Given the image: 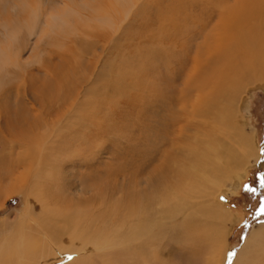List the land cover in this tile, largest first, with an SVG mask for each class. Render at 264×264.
Instances as JSON below:
<instances>
[{
  "label": "bare ground",
  "instance_id": "bare-ground-1",
  "mask_svg": "<svg viewBox=\"0 0 264 264\" xmlns=\"http://www.w3.org/2000/svg\"><path fill=\"white\" fill-rule=\"evenodd\" d=\"M117 1L124 7L133 5L134 10L131 11L128 21L130 26L137 23V19L153 26V20L162 17L160 12L163 4H166L163 9H167L166 14L178 13L184 23L195 21L198 24V27L195 25L196 28H193L194 31H190L192 35L196 30L197 34L199 33L197 37L195 33L192 40L189 36L190 28L186 27L188 29L184 31L183 36L187 41L183 55L185 62L172 59L174 64L167 63V59L164 60L159 50L151 48V53L158 59V63L169 64L167 72L171 78L170 70L174 69L171 67H176L178 63L179 78L182 79L179 89L173 86L176 83L173 84L172 81L167 88L170 102L166 101L161 107L166 111L167 119L163 118V122L160 116H157L160 121L154 123L157 125L154 126L153 133L158 148L152 155H155L154 161L165 157L164 160L176 169L179 176L171 178L176 183L181 179L180 188L177 190L175 184L170 188L161 189L160 184L163 181L157 176L152 198L143 197L142 194L141 198L122 199L119 207V211L122 207L121 215L116 216L119 219L114 217L112 209L103 210L101 205L97 206L101 198L85 197L88 193L84 192L86 189L83 187L80 188L77 198H66V193L61 192L63 190L59 189L54 177L56 170L64 163L61 164L54 158L57 151H51H61L65 147L63 138L75 137V121L78 120L73 115V110L70 112L73 116H69L71 120L68 123L65 121L68 116H65L63 121H58L53 128L47 125V121L41 122L42 119L36 114H32L30 118L31 112H25L26 106L24 107L23 102H16L14 113L8 110L7 107H11L9 103V106L3 105L0 107V143L6 141L3 145L7 147L6 139L11 137L12 148L18 145L23 151L9 153L7 156L0 154V209L5 207L10 196L22 194L23 186L28 187L29 194H25L23 209L18 212L16 218L5 219L0 224V264H125V258L133 255L144 258L142 263L136 264H145V261H152L147 264H161L158 262L159 255H162V264H186L187 261L190 264H199L200 260L196 258L200 256L199 251H204L207 256L201 264H224L226 261L229 252L228 237L235 220L222 205L208 197L210 195L206 190L210 187L207 182H220L227 169H237V166L246 163L248 158H254L256 162L261 158L254 142L245 136L235 121L241 107H247L242 98L244 92L252 87L264 89V0H201L198 7L190 0H140L139 4L138 0ZM55 2L56 8H44L49 10L45 11L47 16L44 25L51 31L58 28L59 24H72L71 21L77 16L78 19H84L94 4L91 0ZM34 3L36 6L27 3L23 10L31 21L38 23L39 6L43 2L37 0ZM194 8H198L200 13L196 14ZM195 11L197 12L196 9ZM165 18L162 17V21H159L163 23ZM100 21L106 22V17H101ZM125 32L126 28L121 33L122 37ZM41 33L44 35V32ZM179 48L182 49L183 46ZM1 49L0 65L4 63ZM10 61L7 62L11 63ZM145 66L143 58L139 56L124 60L122 73L115 78L118 87L128 92L134 87L144 86L151 77H148L149 73H145ZM100 78L105 80L106 74ZM109 79L110 82L114 80L111 77ZM130 79H133L131 81L134 83H130ZM110 88L108 85L104 91L108 92ZM175 89L179 91L175 92ZM89 91L90 89L85 87L84 94ZM95 92L97 94V91ZM156 93L162 94L159 89ZM75 106L77 103L72 108ZM117 106L119 107L118 104ZM43 129H46L47 133L46 130L42 131ZM44 138L46 142L43 141ZM164 147H167V150L163 152ZM263 158L264 156L261 160ZM201 166L204 168L200 169ZM185 169L188 174L184 172ZM232 173L233 171L230 175ZM195 175L200 179L197 183L184 181L185 177L190 179ZM234 176L238 184L245 180L244 172L235 173ZM187 184L194 186L190 192L194 196L188 197L187 193L184 198ZM157 188L161 191L156 192ZM60 193L62 198L58 196ZM111 201H115V198H111L110 203L117 204L118 200L115 203ZM175 231L178 232L180 241L184 239L178 245L181 250L174 249L172 246L175 245L168 241L165 243ZM184 243L191 247L196 244L200 249H187ZM261 252H264V225L251 233L233 264H254Z\"/></svg>",
  "mask_w": 264,
  "mask_h": 264
},
{
  "label": "rangeland",
  "instance_id": "rangeland-1",
  "mask_svg": "<svg viewBox=\"0 0 264 264\" xmlns=\"http://www.w3.org/2000/svg\"><path fill=\"white\" fill-rule=\"evenodd\" d=\"M36 1L0 0V49L2 48L1 53L4 60V63L0 65V73L3 72L0 74V107L9 103L11 107L7 108L11 113H14L16 102H23L24 107L26 106L25 112L28 110L31 112L30 118L32 114L34 116L36 114L40 120L42 119L41 122L47 121V125L53 128L56 127L55 124L58 121H63L65 116H68L65 119L67 123L71 120L69 116H76L79 122L75 121L77 132L75 137L70 136L69 138L67 136V138H63L64 140L62 141L65 147L61 151H51L52 153L57 151V154H54V158L61 164L64 163L56 170L54 176L59 189L63 190L61 192L66 193V198H77L81 191L80 188L83 187L84 190H87L84 192L88 193L85 197L101 198L97 206L100 207L101 205L103 210L112 209L111 211L116 217L121 215L122 207L120 211L119 207L123 198H141L142 194L143 197L152 198L155 193L154 185L157 176H159L160 181H163L160 184L161 189L163 187L170 188L171 185L176 184L175 188L179 190L181 179L178 183L172 180L174 176H179L176 169H173L168 164V161L164 160L165 157H162L160 161L158 158V160L154 161L155 155H152L155 154L158 148L155 144L153 133V128L157 125L154 123L159 118L164 122L163 118L167 117L166 111L161 108L166 101L170 102L167 88L173 82V84L176 83L173 86L179 89L182 79L179 78L178 63L176 67L174 65L171 67H174L173 70H170L171 78L167 72L169 64H164L163 62L162 65L158 63V59L151 53V50H159L163 54L164 60L167 59V63L174 64L172 59L176 60V62H182L185 58L183 56L186 49L184 45L187 44L186 37L183 36L185 34L184 31L188 29L186 27L190 28L188 30L192 40L198 30L193 35L190 34V31H194L193 28H196L197 22L184 23L178 13L174 15L171 13L166 14L165 10L167 9L163 10L166 8V4H163L160 14L163 18H167H165L163 23L159 21H162V17L160 19L157 17L151 23L153 26L147 25L142 19H137V23L130 26L128 21L134 10L133 5H128L130 8L122 6L117 0L115 2L113 0H91L94 4L92 3L93 6L89 9L87 17L78 19L77 16L71 21L72 24H59L58 28L51 31L44 25V20L47 16L46 12L50 10L49 8L54 9V7H57L55 2L57 0H39L43 3L39 6L40 21L38 23L31 21L23 10L27 3L36 6L34 3ZM190 1H193L192 4L194 6H200L201 0ZM190 1L188 2L190 3ZM100 3L101 5H99ZM137 3L139 4L141 1L138 0ZM44 8L49 10L46 9V11ZM193 10L196 14L200 13L198 8ZM104 16L107 21H100V18ZM170 18H175V20ZM77 19L79 20L78 22ZM168 20L170 22H166ZM120 27L121 29L119 30ZM125 28V36L122 37L121 33ZM179 30L183 31L179 32ZM32 32L34 35H32ZM41 32H44V35ZM100 32L102 33L100 34ZM70 36L74 38L72 39ZM71 43L72 45H70ZM181 45L184 49L179 48ZM175 47L177 50L173 49ZM138 56L143 58L146 64L145 73H149L148 77L149 75L151 77L144 86L134 87L128 92H124L118 87L115 80L122 73L124 60H131ZM9 64L11 65L8 66ZM3 67L4 69H2ZM104 73L106 74L105 80L100 78L101 75H105ZM110 77L112 80L114 79L111 82ZM142 77H144V74ZM131 80L133 79H130L129 82L134 83ZM108 85L111 88L106 92L104 89ZM85 87L90 89L89 93L84 94ZM158 89L161 90L162 94L156 93ZM95 91H97V94ZM178 91L176 90L175 92ZM243 95L242 98L244 103H247V107H241L240 112L237 113L235 123L241 128L245 136L254 142L255 149L262 158L264 156V89L252 87V89L246 90ZM87 101L89 104H87ZM158 101L160 104H158ZM75 103H77V106L72 108ZM46 106L49 107L47 108ZM93 107L95 109H92ZM71 111L73 115L70 114ZM157 116L160 117L158 118ZM80 120L82 121L80 122ZM45 130L43 129L42 131ZM45 132L47 133V130ZM45 139L43 140L44 142H46ZM6 140L9 144H6L7 147L3 145L6 141L2 140L3 142L0 143V154L3 156L23 151V148L18 145H14L12 148L11 137ZM152 146L156 147L153 148ZM162 149L164 152L167 147ZM65 154L68 155L65 156ZM261 158L257 162L254 158H248L247 162L237 166V169H227L224 178H220V182L217 180L207 182L208 187H210L207 190L205 189L207 194L210 195L208 197H211L210 199L217 204L222 205L234 218V225L236 224L232 226L228 237L229 252L224 264H233L239 252L244 249L245 242L251 233L264 225V214L259 211L261 205L264 204V188L260 187L258 180L260 175H264V165H262L264 164V158L262 160ZM202 168L204 167L201 166L200 169ZM231 171L233 173L230 175ZM184 172L188 174L186 169ZM243 172L245 173V180L238 184L235 180L236 176L233 177V174H241ZM231 177L233 178L231 179ZM198 178V175L192 176L190 179L185 177L184 181L197 183L200 180ZM246 185L254 188L255 192L246 191ZM22 188V194L10 196L5 207L0 209V224L5 219H15L18 212L23 209L25 194H29V190L26 186ZM181 188L184 189L182 186ZM185 188L188 192L184 193V198H186L185 195L187 193L188 197L194 196V194H190L194 186L187 184ZM161 189L157 188L156 192H160ZM61 195L60 193L58 196ZM221 197H224V199L222 200ZM111 198H115V201L118 200L117 204L115 201H111L115 203L111 204ZM116 218L119 219L118 217ZM180 240L178 232L175 231L171 238L165 240V243L167 244L168 241V243L175 245L172 246L174 249H177L180 248L178 245L184 239ZM184 244L187 249L191 247L186 243ZM206 244L202 243V245ZM195 245L191 248L194 251L199 250L200 248ZM199 253V257L194 256L200 260L199 264H201L202 260L207 256L204 255V251H199ZM230 253H234V255H230ZM263 254L264 252L259 254V259L254 264H264ZM162 259V255H159L158 262H161V264L164 263ZM168 259H170L169 255ZM124 261L126 262L125 264H136L142 263L144 258H138V256L133 255L125 258ZM149 262L151 263L152 261H145L144 263L147 264ZM186 264H190V262L187 261Z\"/></svg>",
  "mask_w": 264,
  "mask_h": 264
},
{
  "label": "snow or ice",
  "instance_id": "snow-or-ice-1",
  "mask_svg": "<svg viewBox=\"0 0 264 264\" xmlns=\"http://www.w3.org/2000/svg\"><path fill=\"white\" fill-rule=\"evenodd\" d=\"M258 180H259L260 187H261V188H264V175H260V176L258 177ZM245 189H246V191H248V192H253V193L255 192V189H254V188H250V187H248L247 185L245 186ZM221 199L223 200L224 197H221ZM259 211H260V213L264 214V204L261 205ZM242 239H244V237H242ZM230 255H234V253H230Z\"/></svg>",
  "mask_w": 264,
  "mask_h": 264
}]
</instances>
